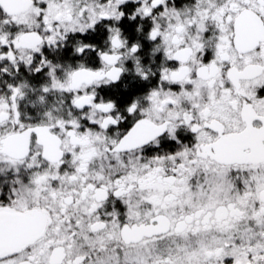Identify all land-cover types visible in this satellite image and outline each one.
I'll return each instance as SVG.
<instances>
[{
	"label": "snow or ice",
	"instance_id": "6c2138e0",
	"mask_svg": "<svg viewBox=\"0 0 264 264\" xmlns=\"http://www.w3.org/2000/svg\"><path fill=\"white\" fill-rule=\"evenodd\" d=\"M0 264H264V0H0Z\"/></svg>",
	"mask_w": 264,
	"mask_h": 264
}]
</instances>
